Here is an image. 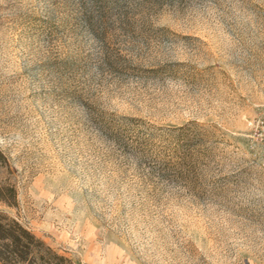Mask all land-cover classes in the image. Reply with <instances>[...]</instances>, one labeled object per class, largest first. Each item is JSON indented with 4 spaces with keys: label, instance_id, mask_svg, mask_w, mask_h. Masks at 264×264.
I'll return each mask as SVG.
<instances>
[{
    "label": "rangeland",
    "instance_id": "obj_1",
    "mask_svg": "<svg viewBox=\"0 0 264 264\" xmlns=\"http://www.w3.org/2000/svg\"><path fill=\"white\" fill-rule=\"evenodd\" d=\"M0 150L74 264H264V0H0Z\"/></svg>",
    "mask_w": 264,
    "mask_h": 264
},
{
    "label": "trees",
    "instance_id": "obj_2",
    "mask_svg": "<svg viewBox=\"0 0 264 264\" xmlns=\"http://www.w3.org/2000/svg\"><path fill=\"white\" fill-rule=\"evenodd\" d=\"M1 162H6V157L0 150ZM0 202L9 206L16 205L17 191L13 185H0ZM0 264H74V262L18 220L0 211Z\"/></svg>",
    "mask_w": 264,
    "mask_h": 264
}]
</instances>
